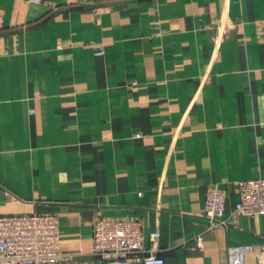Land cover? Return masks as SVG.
Segmentation results:
<instances>
[{
  "label": "crops",
  "instance_id": "1",
  "mask_svg": "<svg viewBox=\"0 0 264 264\" xmlns=\"http://www.w3.org/2000/svg\"><path fill=\"white\" fill-rule=\"evenodd\" d=\"M258 176L264 0H0L1 214H57L81 264H104L100 217L140 220L166 264L255 262L264 216L208 230L204 206L218 184L230 216Z\"/></svg>",
  "mask_w": 264,
  "mask_h": 264
},
{
  "label": "built area",
  "instance_id": "2",
  "mask_svg": "<svg viewBox=\"0 0 264 264\" xmlns=\"http://www.w3.org/2000/svg\"><path fill=\"white\" fill-rule=\"evenodd\" d=\"M40 2L42 0H33ZM102 55L103 50L96 51ZM141 134L138 133L137 136ZM238 200L230 216L226 203L228 192L218 184L208 186L204 216L206 229L239 224V216H264V176L237 182ZM153 242L161 233L150 232ZM144 228L140 220L128 218H97L93 229V255L104 264H166L165 258L144 245ZM198 246L204 247L203 234L197 236ZM253 244L229 248V264H264V243L255 262L246 260ZM0 264H81L61 251L59 216L54 213L1 214Z\"/></svg>",
  "mask_w": 264,
  "mask_h": 264
}]
</instances>
